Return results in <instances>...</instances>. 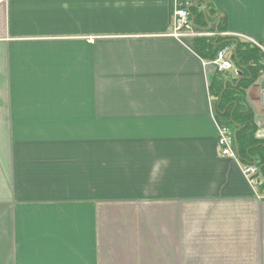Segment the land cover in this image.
I'll use <instances>...</instances> for the list:
<instances>
[{
	"label": "crops",
	"instance_id": "crops-1",
	"mask_svg": "<svg viewBox=\"0 0 264 264\" xmlns=\"http://www.w3.org/2000/svg\"><path fill=\"white\" fill-rule=\"evenodd\" d=\"M205 1L264 52V0ZM173 6L0 1V264H264V191L220 153L216 69Z\"/></svg>",
	"mask_w": 264,
	"mask_h": 264
},
{
	"label": "trees",
	"instance_id": "trees-1",
	"mask_svg": "<svg viewBox=\"0 0 264 264\" xmlns=\"http://www.w3.org/2000/svg\"><path fill=\"white\" fill-rule=\"evenodd\" d=\"M188 9L199 30L208 31L210 19L217 17L215 10L205 0H198ZM225 28L221 19L215 31L222 33ZM194 48L208 61L215 60L223 49L233 50L232 60L237 74L216 71L211 78V94L216 103V116L224 118L222 124L231 128L235 134L239 160L243 164L260 168L257 187L264 191V140L256 137L254 114L247 102V90L255 84L260 72L264 71V53L249 42L225 35L195 38Z\"/></svg>",
	"mask_w": 264,
	"mask_h": 264
},
{
	"label": "built area",
	"instance_id": "built-area-1",
	"mask_svg": "<svg viewBox=\"0 0 264 264\" xmlns=\"http://www.w3.org/2000/svg\"><path fill=\"white\" fill-rule=\"evenodd\" d=\"M172 17L174 35L176 37L192 36L194 38H198L222 35V33L217 31L208 32L207 30L196 29L191 12L187 7L181 6L178 0H174ZM232 55V49H223L219 51L217 58L211 61L210 64L213 65L218 72H230L237 74V69L232 60ZM219 149L222 156L233 158L237 162L241 163L236 151L235 134L231 128L223 124L219 125ZM241 169L249 183L253 186H257L258 177L260 176V168L257 165H246L241 163Z\"/></svg>",
	"mask_w": 264,
	"mask_h": 264
},
{
	"label": "water",
	"instance_id": "water-1",
	"mask_svg": "<svg viewBox=\"0 0 264 264\" xmlns=\"http://www.w3.org/2000/svg\"><path fill=\"white\" fill-rule=\"evenodd\" d=\"M259 87L261 89V104L264 107V78L261 80Z\"/></svg>",
	"mask_w": 264,
	"mask_h": 264
},
{
	"label": "rangeland",
	"instance_id": "rangeland-1",
	"mask_svg": "<svg viewBox=\"0 0 264 264\" xmlns=\"http://www.w3.org/2000/svg\"><path fill=\"white\" fill-rule=\"evenodd\" d=\"M212 24V23H211ZM236 43V42H235ZM262 51V50H261ZM262 53H264V52H262Z\"/></svg>",
	"mask_w": 264,
	"mask_h": 264
}]
</instances>
